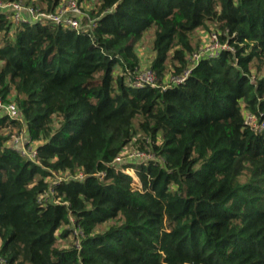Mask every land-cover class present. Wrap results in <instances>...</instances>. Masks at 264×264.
<instances>
[{"label": "trees", "instance_id": "obj_1", "mask_svg": "<svg viewBox=\"0 0 264 264\" xmlns=\"http://www.w3.org/2000/svg\"><path fill=\"white\" fill-rule=\"evenodd\" d=\"M77 1L79 31L0 12L23 121L0 113V264H264V127L244 117L264 122V0ZM199 31L231 50L193 64ZM147 41L159 85L185 82L131 86ZM22 128L34 160L7 144ZM128 145L151 157L114 164Z\"/></svg>", "mask_w": 264, "mask_h": 264}, {"label": "built area", "instance_id": "obj_2", "mask_svg": "<svg viewBox=\"0 0 264 264\" xmlns=\"http://www.w3.org/2000/svg\"><path fill=\"white\" fill-rule=\"evenodd\" d=\"M85 4L79 3L77 0H60V2L56 5L54 10L51 12H45L40 10L39 7L33 5H26L22 1L11 2L0 0V12L5 15L13 24L18 23H27V24H35V25H44L47 23L58 24L68 28H73L77 31L83 28L82 19L86 16L84 11ZM208 33V32H206ZM208 43L205 41H201L200 48L197 52L193 53L191 57V61L193 64H197L202 60L216 58L220 55L221 51L224 49L231 48L226 43H220L218 39V35L215 32L208 33ZM190 73V68L186 70L182 75L171 76L164 83L157 82L155 74L147 69L140 71L132 81H130L131 86L135 88H141L145 85H149L152 87L160 86L162 88H167L171 85L181 84L186 81L188 75ZM0 113L2 115H6L9 119L22 121V117L19 109L16 104L13 102L3 103L0 97ZM245 123L254 126L258 131L264 127V122L261 124L256 123L255 116L249 113H245ZM25 128L18 133H12L10 135L9 142L22 143V147L16 148L13 144L11 147H14L21 154L25 155L29 159L34 160L35 156V143L30 142V139L27 137V133ZM27 139V140H26ZM9 142L7 144H9ZM34 144V145H33ZM122 154V152H121ZM121 154L115 158L114 164H121ZM151 155L148 153H130L127 155V159L129 161H134L138 159H146L150 158ZM70 178L81 179L83 178L82 174H76L75 176L70 175H55L53 177V181H60L62 179L68 180Z\"/></svg>", "mask_w": 264, "mask_h": 264}, {"label": "rangeland", "instance_id": "obj_3", "mask_svg": "<svg viewBox=\"0 0 264 264\" xmlns=\"http://www.w3.org/2000/svg\"><path fill=\"white\" fill-rule=\"evenodd\" d=\"M88 6H90V5H88ZM198 33L200 35V40L202 42L205 41L206 43H208V38H207L208 33H206L205 31H199ZM198 33H197V35H198ZM148 41L144 45H138V46H136V54H137V57H138V62L140 64L141 71L147 70L148 68H150V66L152 65V62H153V60L155 58L154 53L150 49V45L148 44ZM118 73H120V72H119L118 69H116L115 70V75L118 74ZM251 73H253V75H255L254 70H251ZM11 144H13V145L15 144L14 146L16 148L22 147V143L21 142L14 143V142L11 141V142H9L8 145L11 146ZM135 152L137 153V151H135V149L131 145L126 146L125 149L123 150L122 154H121V157H120L121 160H122L121 163L122 164L127 163L129 161V160H126L127 159V155L130 154V153H135ZM122 164H120V165H122ZM126 172L134 177V181L132 182L133 187L140 189V186H141L140 185V182L135 177L133 171H131L130 169H126ZM70 240H71V237L63 238V239H60V241H61L60 243L61 244H63V243L65 244V241H70Z\"/></svg>", "mask_w": 264, "mask_h": 264}, {"label": "bare ground", "instance_id": "obj_4", "mask_svg": "<svg viewBox=\"0 0 264 264\" xmlns=\"http://www.w3.org/2000/svg\"><path fill=\"white\" fill-rule=\"evenodd\" d=\"M212 60V59H211Z\"/></svg>", "mask_w": 264, "mask_h": 264}]
</instances>
